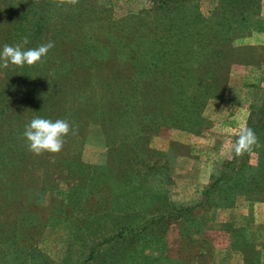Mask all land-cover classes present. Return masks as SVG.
Segmentation results:
<instances>
[{"label": "rangeland", "instance_id": "1", "mask_svg": "<svg viewBox=\"0 0 264 264\" xmlns=\"http://www.w3.org/2000/svg\"><path fill=\"white\" fill-rule=\"evenodd\" d=\"M155 1L79 0L74 6L57 7L50 0L51 14L45 20L37 47L53 41L56 50L61 48L54 55L68 58L74 55L71 45L78 44L80 48L81 43L88 41L104 46L107 45V37H112V32L118 30L120 46L130 41L128 33L131 29L122 21L126 17L130 24L137 17L143 18V31L155 33L159 39L164 26L170 34L178 31L175 39L179 45L170 47L172 55H182L187 49L180 46V42L188 45L189 41L182 37L192 40L200 38V42L196 43L200 47L196 49L204 54L212 46H220L218 38L226 34L227 41L224 44L228 43L230 53L224 52L221 57L224 62H229L228 65L225 63V67L219 68V62L217 68L213 61H207V54L199 55L198 61L201 63L195 62L188 71H182L179 78L184 81L185 72L190 74L197 70L198 75L203 72L205 75H214L208 78L221 84L219 97L213 93L204 103H199V115L206 121L203 124L207 125L200 132L194 133L162 124L163 116L170 109L171 99H168L166 92L171 84L152 77L141 80L134 97L118 105H112L109 97L112 92L103 88L96 91L97 96L87 99L85 103H81L83 98L73 97L68 112L74 117L78 116L81 122L80 127L75 129L78 131L75 144L79 148L73 149V152L78 153L85 163L100 164L105 160L107 151H111V145L106 143L104 125L88 119V115L83 116L86 110H93L96 103L101 101L99 106L103 111L109 106L115 112H126L128 116H133L134 128L138 130L135 139L140 140L135 146L137 154L148 165L143 164V167L152 169L148 186L140 183L139 194L144 198L139 199L135 206L140 213L136 218L139 228L146 227L144 232H139L147 234L146 241L141 238L138 245L143 250L146 248L144 252L147 260L145 263H137V260L132 262V259H127L120 264H264V197L261 200H248L240 195L232 205L226 207L212 204L199 206L191 210L188 222L169 218L163 200L160 199L166 198L168 203L183 206L198 202L206 184L218 173L221 162L231 158L236 134L241 127L246 126L252 107L260 104L264 93V0H255L254 4L249 0H190L171 6L164 12ZM13 4H19L22 10L32 7L31 3L20 0H0V26L4 27L11 19L8 12H11L9 6ZM233 18L240 22L234 23ZM213 20L215 23L211 25ZM90 53L91 56L99 53L103 55L105 51L97 47L96 52ZM211 54L208 53L209 56ZM214 58L218 59L217 56ZM176 71V67H168L165 73L176 77ZM151 84L154 87L152 95L158 100L154 105L147 103L151 95ZM193 84L185 83V88L191 90ZM184 102L188 107L191 100L184 99ZM120 137L126 138L123 131ZM126 140L128 144L131 143ZM39 156H35L36 162L22 174V185L34 196H31L32 205L27 208L34 227L30 235L23 236L25 242L21 245L22 251L31 254L36 264H72L73 260L75 264L78 253L81 257L86 256L90 241L83 248L73 247L71 242L70 250H67L72 241L69 235L72 232L69 221L71 217L56 225L48 222L52 210L49 197L54 192H48L49 186L56 184L58 186L55 189L63 192L65 185L61 174L57 182L51 184L49 181L59 176L57 168L52 165L53 154L44 153ZM138 160L130 164L122 163L121 169L130 165L132 168L138 167ZM255 161L256 155L251 153L248 162L254 164ZM147 188L157 192L158 198H145ZM114 190L111 184L95 191L90 190L87 200L81 203L84 209L79 213L80 218H102L109 213L112 215L113 212H109L111 206L119 204L124 208L114 209L121 217L127 210L126 201L123 202L125 198L120 193L118 203L109 200ZM82 194L85 192L82 191ZM136 246L137 241H134L124 250L133 252ZM119 251L121 247L117 249ZM0 259H4L2 255ZM99 264L117 263L114 257L100 256Z\"/></svg>", "mask_w": 264, "mask_h": 264}, {"label": "trees", "instance_id": "2", "mask_svg": "<svg viewBox=\"0 0 264 264\" xmlns=\"http://www.w3.org/2000/svg\"><path fill=\"white\" fill-rule=\"evenodd\" d=\"M20 1L31 3L32 7L22 10L23 7L20 8L19 4L9 6L11 12L8 14L11 19L4 27L0 26V49L4 44L15 45L24 36L29 39V43L24 46L25 50L35 48L39 44L46 24L45 20L51 14L50 0ZM189 1L156 0L155 3L164 12L171 6ZM249 1L252 4L255 3V0ZM127 18L122 19L131 29L128 33L130 41L125 44L119 46L120 31L118 30L112 32V37H107V45L104 46L88 41L81 43L80 48L78 44L71 45L70 49L74 55L68 58L55 56L54 52L61 51V48L56 50L53 47L42 61L34 66H10L8 69H0V255L4 258L2 261L0 259V264H36L34 257L22 251L21 246L25 242L23 236L30 235L34 227V224H31L30 213L27 211L29 205L33 203L30 202L31 196H34L22 185V174L36 162L35 156L27 150L22 137L25 125L31 119L35 117L53 121L65 119L76 129L80 127L81 122L78 116L74 117L71 112H68V106L71 107L70 102H73V97H81L83 98L81 103H85L87 99L97 96L96 91L103 88L107 92H112L109 94L112 105H118L134 97L141 80L158 77L166 84H171L166 92L168 99H171L170 109L163 116L162 124L194 133L200 132L207 125L203 124L206 121L199 115V103H204L213 93L219 97L222 91L221 84L208 78L214 75H205L204 72L198 75L197 70L190 74L185 72L184 81L179 78L181 72L188 71L195 62L201 63L198 57L205 54H207V61H213L215 66L221 62L219 68L225 67V63L228 65L229 62H224L221 57L224 52L230 53L228 43L224 44V41H227L226 34H221L218 38L217 43L220 46H212L204 54L196 49L200 47L196 44L200 42V38L192 40L182 37L189 40L188 45L180 42V46L187 49L182 55H172L173 50L170 47L179 45L175 39L178 31L170 34L168 28L164 26L166 30L163 29L159 39L155 33L151 32L150 34L153 35L151 36L149 32L143 31L145 25L142 23L143 18L137 17L132 20V24L127 21ZM233 19L234 23L240 22L237 18ZM214 23L213 20L211 25ZM97 47L103 48L105 53L91 56L90 52H96ZM209 52L212 53L210 56ZM215 56L218 59L214 58ZM168 67L178 69L174 73L176 77H170V74L165 73ZM184 82L194 83L191 86L193 88L188 91ZM174 87L177 89L173 90ZM153 90L154 87L151 84V95L147 100L149 105H154L158 101L152 95ZM184 99L191 100L188 107ZM99 103L95 104L93 110H86L83 116L88 115V119L91 118L93 122L104 125L106 143L111 145V151H107L102 163L88 164L79 158L78 153L73 152V149L79 148L78 144H75L78 131L75 130V134L70 133L64 138L63 149L58 154H53L52 165L57 168L59 176L49 181L51 184L57 182L61 174L65 191L61 192L58 188L56 190L58 186L56 184L49 186L48 192H54L49 197L52 210L48 222L56 225L71 217L69 221L72 232L69 235L72 236V241L69 240L67 250H70L71 242L73 247L83 248L82 246L90 241L86 256L81 257L78 253L75 264H99L100 256L114 257L117 264L127 259L145 263L146 248L143 250L138 245V241L141 238L142 241H146L147 234H139L140 231L144 232L146 227L139 228L137 216L140 213L135 206L139 199L144 198L139 194L140 183L143 182L148 186V177L152 169H145L143 164L148 166L146 161L137 154L135 146L140 140L135 139L138 130L134 128L133 116H128L126 112H115L109 106L103 111ZM246 126L255 132L259 147L254 146L251 152L245 153L242 157L232 155L230 159L223 160L218 173L211 177L202 190L198 202L183 206L174 202L168 203L166 198H160L168 211L169 218L175 221L183 219V222H188L191 210L199 206L212 204L217 207H226L232 205L234 199L240 195L248 200H261L264 197V93L260 104L252 107ZM121 131L131 142L130 144L126 138L121 139ZM139 131L142 130L139 129ZM251 153L256 155L254 164L248 162ZM137 159H139L138 167L132 168L130 165L121 169L122 163L130 164ZM106 184H111L113 189L117 190L111 193L109 200L118 203L120 201L118 193H120L125 198L123 202L126 201L127 210L120 217L114 209L124 208L119 204L111 206L109 212H113L112 215L109 213L104 214L102 218H80L79 213L84 209L81 203L87 200L90 190L95 191ZM82 191L85 194H82ZM156 193L152 188H147L144 195L148 199L158 198ZM134 241H137L136 247L139 251L136 248L133 252L124 250ZM119 247L121 251L117 252Z\"/></svg>", "mask_w": 264, "mask_h": 264}, {"label": "clouds", "instance_id": "3", "mask_svg": "<svg viewBox=\"0 0 264 264\" xmlns=\"http://www.w3.org/2000/svg\"><path fill=\"white\" fill-rule=\"evenodd\" d=\"M79 0H52L57 7L64 5H76ZM29 43L27 36L15 45L4 44L0 49V69H8L10 66L24 67L34 66L42 61L49 50L54 47L53 41L41 44L35 48L25 50ZM70 133L75 134V128L65 119H51L35 117L25 125L22 137L25 140L27 150L35 156L44 153L58 154L64 146L65 137ZM259 147L258 137L253 129L243 126L236 134V139L231 147L234 157H242L251 152L253 147Z\"/></svg>", "mask_w": 264, "mask_h": 264}]
</instances>
